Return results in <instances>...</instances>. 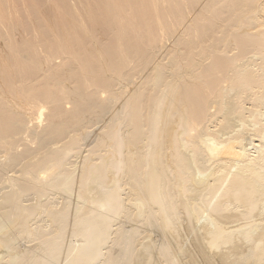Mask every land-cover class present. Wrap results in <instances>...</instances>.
Listing matches in <instances>:
<instances>
[{"label":"bare ground","instance_id":"bare-ground-1","mask_svg":"<svg viewBox=\"0 0 264 264\" xmlns=\"http://www.w3.org/2000/svg\"><path fill=\"white\" fill-rule=\"evenodd\" d=\"M0 264H264V0H0Z\"/></svg>","mask_w":264,"mask_h":264}]
</instances>
